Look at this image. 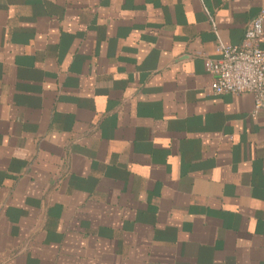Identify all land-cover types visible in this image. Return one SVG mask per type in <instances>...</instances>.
<instances>
[{"label": "crops", "instance_id": "crops-1", "mask_svg": "<svg viewBox=\"0 0 264 264\" xmlns=\"http://www.w3.org/2000/svg\"><path fill=\"white\" fill-rule=\"evenodd\" d=\"M261 11L0 0V264H264V110L204 68Z\"/></svg>", "mask_w": 264, "mask_h": 264}, {"label": "built area", "instance_id": "built-area-1", "mask_svg": "<svg viewBox=\"0 0 264 264\" xmlns=\"http://www.w3.org/2000/svg\"><path fill=\"white\" fill-rule=\"evenodd\" d=\"M263 20L264 11H261L249 22L241 46H231L217 38V58L204 62L214 94L250 93L255 112L264 110V52L260 48Z\"/></svg>", "mask_w": 264, "mask_h": 264}]
</instances>
